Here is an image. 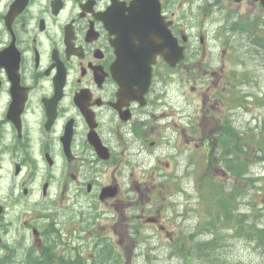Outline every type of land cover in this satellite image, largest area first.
Masks as SVG:
<instances>
[{
	"label": "rangeland",
	"instance_id": "obj_1",
	"mask_svg": "<svg viewBox=\"0 0 264 264\" xmlns=\"http://www.w3.org/2000/svg\"><path fill=\"white\" fill-rule=\"evenodd\" d=\"M176 1V15L188 26V56L170 77L165 68L159 71L153 94L160 99L150 111L161 120L148 124L151 134L136 146L122 144L124 153L111 165L105 164L91 193L69 184L61 204L67 205L73 217H65L61 206L53 202L54 186L47 189L40 205L34 203L36 191L7 210L4 205L0 264H10L11 259L25 264L28 257H35L37 248L30 230L35 227L42 233L53 217L62 221L60 236L67 243L64 248L60 244L54 248L57 241L48 238L53 247L47 249L55 253L56 264H65L63 259L77 253L85 264H186L184 254L190 257L189 264H264V232L259 228L264 224V162L258 163L252 156L240 158L239 169L250 168L249 172L227 177L221 173L224 166L219 156L221 148L233 146V134L236 144L251 154H260L264 143V9L249 0L239 4L212 0L219 9L210 23L200 26L202 16L189 22L186 4ZM235 14L249 21L244 27L235 26L228 35L221 30L223 20ZM251 40L260 43L251 44ZM212 71L217 72L216 77ZM236 131L243 135L237 137ZM150 139H156L155 148L148 144ZM154 154L157 167L149 172L147 162ZM4 171H0L1 204L7 199ZM112 178L123 189L131 181L133 186L140 182L169 187L162 194L155 190L142 205L146 215L158 217V221L139 223L135 217L99 203L100 187ZM132 188L123 190L121 196L132 194ZM230 188L229 217H222L221 209L227 205L218 199V192L227 193ZM50 204L55 216L42 219L49 215L44 205ZM139 208L129 213L134 216ZM128 218L136 229L130 227L133 231L126 234L115 223L124 219L123 225H128ZM198 241L207 244L198 246Z\"/></svg>",
	"mask_w": 264,
	"mask_h": 264
},
{
	"label": "flooded vegetation",
	"instance_id": "obj_2",
	"mask_svg": "<svg viewBox=\"0 0 264 264\" xmlns=\"http://www.w3.org/2000/svg\"><path fill=\"white\" fill-rule=\"evenodd\" d=\"M7 1L0 0V170L6 167L18 179L29 170L30 180L35 151L64 152L67 146L73 167L97 168L99 180L105 165L92 137L117 156L124 153L123 143L136 146L151 134L148 124L155 116L148 90L140 102L131 92L136 86L115 78L110 45L115 37L100 18L111 0H27L19 12L15 0L1 4ZM169 7L165 2L161 10Z\"/></svg>",
	"mask_w": 264,
	"mask_h": 264
},
{
	"label": "water",
	"instance_id": "obj_3",
	"mask_svg": "<svg viewBox=\"0 0 264 264\" xmlns=\"http://www.w3.org/2000/svg\"><path fill=\"white\" fill-rule=\"evenodd\" d=\"M171 43H173V42H171ZM170 43V45H169V52L167 53V54H165V59L169 62V63H171V64H173L175 61H176V59H178V57H180V53H179V50H178V48H177V50L175 51V48L173 49L172 47V44ZM174 44V43H173ZM151 46L152 45H150V47H149V49L151 48ZM146 54L147 55H149L148 57H147V61H149L150 60V58L152 57V54H153V51H146Z\"/></svg>",
	"mask_w": 264,
	"mask_h": 264
},
{
	"label": "trees",
	"instance_id": "obj_4",
	"mask_svg": "<svg viewBox=\"0 0 264 264\" xmlns=\"http://www.w3.org/2000/svg\"><path fill=\"white\" fill-rule=\"evenodd\" d=\"M236 149H237V147H236ZM237 157H238V155H236Z\"/></svg>",
	"mask_w": 264,
	"mask_h": 264
}]
</instances>
